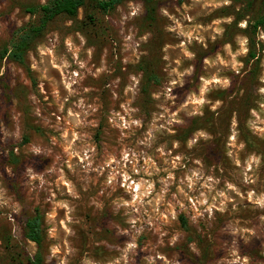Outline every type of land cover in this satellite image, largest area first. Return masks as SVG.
<instances>
[{"label":"rangeland","instance_id":"obj_1","mask_svg":"<svg viewBox=\"0 0 264 264\" xmlns=\"http://www.w3.org/2000/svg\"><path fill=\"white\" fill-rule=\"evenodd\" d=\"M48 1L0 0V49ZM156 1L154 32L139 0L88 6L0 66L1 264L38 252L36 209L45 264H264V31L235 0Z\"/></svg>","mask_w":264,"mask_h":264},{"label":"trees","instance_id":"obj_2","mask_svg":"<svg viewBox=\"0 0 264 264\" xmlns=\"http://www.w3.org/2000/svg\"><path fill=\"white\" fill-rule=\"evenodd\" d=\"M127 1L133 0H49L47 3L42 5H36L26 8V12L33 17H36L35 21L18 28L13 33V38L9 45L0 49V66L7 60L9 62H15L18 64H25L27 52L44 36L50 25L60 18H67L71 21H75L78 25L83 26L81 30L85 29L84 26L95 25L96 17L95 13H88V6L91 7L95 12L103 14H109L114 11L119 5ZM144 4L145 16L143 23L147 28L154 32L157 29L159 22V5L156 0H139ZM242 4L243 8L237 13V19L234 25L237 26L238 22L245 19L246 16H251L252 20L245 30L242 32L247 33L249 36L254 37L258 30L264 31V0H235ZM258 2V7L256 4ZM87 9L84 20L78 21V14L80 9ZM231 28V27H230ZM229 31V32H228ZM230 29L226 31L225 38H229ZM229 42V41H227ZM153 48L162 47L161 40H153ZM257 43L253 41L252 49L248 56V61H257ZM153 51V49H152ZM143 60L140 65V70L145 73V87L144 91H148L151 83L157 79L155 73V65L151 60ZM206 119L199 118L192 122L193 131L204 128L202 122H206ZM23 237L35 243L39 250L36 255L32 258L28 257L25 261L20 260L19 257L13 253L12 238L10 235H4L2 240L5 244V250L9 253H13L15 264H45L44 254L42 247L45 242V228H44V217L39 209L35 210V214L28 217L23 227ZM1 264V263H0Z\"/></svg>","mask_w":264,"mask_h":264}]
</instances>
